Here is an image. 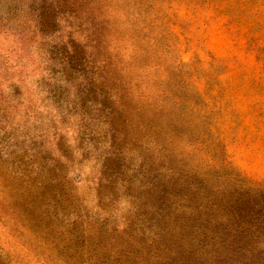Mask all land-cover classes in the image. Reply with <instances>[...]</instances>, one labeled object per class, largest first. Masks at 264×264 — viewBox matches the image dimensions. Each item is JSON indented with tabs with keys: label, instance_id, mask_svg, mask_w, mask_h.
<instances>
[{
	"label": "rangeland",
	"instance_id": "374dc122",
	"mask_svg": "<svg viewBox=\"0 0 264 264\" xmlns=\"http://www.w3.org/2000/svg\"><path fill=\"white\" fill-rule=\"evenodd\" d=\"M260 187L264 0H0V264H264Z\"/></svg>",
	"mask_w": 264,
	"mask_h": 264
},
{
	"label": "trees",
	"instance_id": "16d2710c",
	"mask_svg": "<svg viewBox=\"0 0 264 264\" xmlns=\"http://www.w3.org/2000/svg\"><path fill=\"white\" fill-rule=\"evenodd\" d=\"M261 188V187H260ZM264 190L263 188H261ZM214 205H212L211 210H214ZM261 222H264V216H257L252 218L250 229L252 230L251 234L254 235L255 238L263 235V233L259 232V225Z\"/></svg>",
	"mask_w": 264,
	"mask_h": 264
}]
</instances>
